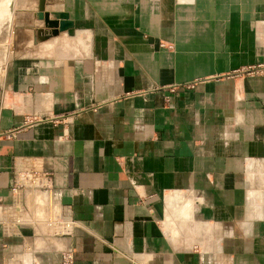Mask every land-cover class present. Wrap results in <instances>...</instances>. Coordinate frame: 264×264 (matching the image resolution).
Returning <instances> with one entry per match:
<instances>
[{"label": "crops", "instance_id": "1", "mask_svg": "<svg viewBox=\"0 0 264 264\" xmlns=\"http://www.w3.org/2000/svg\"><path fill=\"white\" fill-rule=\"evenodd\" d=\"M37 1L0 0V264H264V0H43L33 44Z\"/></svg>", "mask_w": 264, "mask_h": 264}, {"label": "built area", "instance_id": "2", "mask_svg": "<svg viewBox=\"0 0 264 264\" xmlns=\"http://www.w3.org/2000/svg\"><path fill=\"white\" fill-rule=\"evenodd\" d=\"M39 169L34 168L30 172H19L16 180L12 182L10 185V192L12 194V206L16 207L18 211L22 207L21 203V181L20 178H23L24 176H29V182H30V187L33 189H45L49 186L45 183V186L42 188L39 186V183L37 182V178L42 175L46 176V182L48 183L49 178L47 177L46 172H43L41 174ZM50 182V180H49ZM46 211L43 212V214L39 217H34L29 220L30 223L33 222H39L48 225L57 233H69L72 227L74 226V222L72 219H66L63 218L62 215L60 214L59 210L55 207V204L51 202V200L48 199V202L46 204ZM26 221L20 214H17L12 222L11 226H9V222L6 219H1L0 222L2 223L3 227L5 228L6 231L11 230L10 227L13 226V224H20ZM37 250L32 246L31 248L28 245H25L24 248L15 253H10L8 256L5 258L4 262L2 264H41ZM59 264H75V259H74V253L73 249L70 247L63 248L59 251Z\"/></svg>", "mask_w": 264, "mask_h": 264}, {"label": "water", "instance_id": "3", "mask_svg": "<svg viewBox=\"0 0 264 264\" xmlns=\"http://www.w3.org/2000/svg\"><path fill=\"white\" fill-rule=\"evenodd\" d=\"M52 16L44 10L43 0H38L35 11V18L42 19V27L36 26L33 29L31 42L36 44L51 36L57 35L60 31L72 27V20L64 10L53 11Z\"/></svg>", "mask_w": 264, "mask_h": 264}, {"label": "rangeland", "instance_id": "4", "mask_svg": "<svg viewBox=\"0 0 264 264\" xmlns=\"http://www.w3.org/2000/svg\"><path fill=\"white\" fill-rule=\"evenodd\" d=\"M4 45V46H3ZM158 45L160 46V47H165V48H170L171 47V44H168V43H166V42H163L162 40H160L159 42H158ZM0 49H1V53H0V63H1V61H2V59L6 56V57H10L11 56V54H12V47H10L9 48V50H8V48H7V45L5 44V42H2V44H0ZM9 51V54H8V52H6V51Z\"/></svg>", "mask_w": 264, "mask_h": 264}]
</instances>
